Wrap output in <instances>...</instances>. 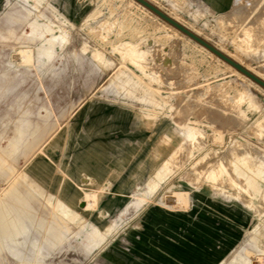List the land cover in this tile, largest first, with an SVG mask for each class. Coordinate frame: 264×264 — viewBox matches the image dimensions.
I'll list each match as a JSON object with an SVG mask.
<instances>
[{"label":"rangeland","instance_id":"obj_1","mask_svg":"<svg viewBox=\"0 0 264 264\" xmlns=\"http://www.w3.org/2000/svg\"><path fill=\"white\" fill-rule=\"evenodd\" d=\"M149 1L264 76V0H236L224 15L196 0ZM135 3L0 0V264H264V87ZM99 96L158 129L152 175L131 192L78 185L74 167L68 185L51 151L76 144L65 122ZM47 112L42 143L21 144L20 119L43 124ZM35 162L53 171L40 177ZM193 200L201 219L221 214L219 248L205 247L213 230L193 218Z\"/></svg>","mask_w":264,"mask_h":264},{"label":"crops","instance_id":"obj_2","mask_svg":"<svg viewBox=\"0 0 264 264\" xmlns=\"http://www.w3.org/2000/svg\"><path fill=\"white\" fill-rule=\"evenodd\" d=\"M196 1L202 3L213 13L224 15L233 8L236 0ZM0 23H2V19H0ZM25 37L31 38L27 35ZM39 116L43 118V124L38 121L33 122L28 116L20 119L16 130L21 132L17 136L24 140L21 144H41L45 139L43 131L52 128V115L47 112L39 114ZM71 124H74V130L77 133L76 144L68 149L58 147L51 150L59 155V164L67 169L62 178L68 185L72 182L71 178L73 176L70 174V169L73 167L76 176L83 182H78V185L85 187L91 179L95 185L106 187L97 190L98 193H108L110 188L112 190L119 188L131 192L138 184L146 181L152 175V172L148 173L145 169V159L148 155L153 154L151 147L154 140V145H157L158 129L155 130V133H152V128L142 123L136 112L131 108L110 103L99 96L87 100L75 109L64 125L68 134L71 133L73 128ZM42 151L43 148L39 150V152ZM56 169L57 172L63 171L60 166ZM30 170L41 177L53 171V166L35 162L30 166ZM76 191L81 197L85 196L84 188H76ZM17 193L21 194L22 192ZM19 198L20 196L16 200L17 202H20ZM203 208V203L194 202L193 200L190 202L188 210L192 211L191 215L194 219L202 221L213 230V233L206 236L208 241L204 243L205 247L213 250L215 245L216 248L220 247L221 237L224 235L223 228L220 226L221 214L211 213L214 219H210V221L201 219L199 213ZM147 209L148 207L141 213L139 221L143 220ZM11 210L13 211L12 206ZM22 210L26 212L24 208ZM26 213L28 218H31L30 213ZM13 215L18 225L29 227L14 211ZM183 221H186V219ZM207 242H209V245ZM231 251L232 248L227 251L226 255Z\"/></svg>","mask_w":264,"mask_h":264},{"label":"water","instance_id":"obj_3","mask_svg":"<svg viewBox=\"0 0 264 264\" xmlns=\"http://www.w3.org/2000/svg\"><path fill=\"white\" fill-rule=\"evenodd\" d=\"M137 1L142 5H144L145 7H147L148 9H150L155 14H157L159 17H161L162 19H164L165 21H167L168 23H170L171 25H173L174 27L185 33L186 35H188L189 37L200 43L201 45L205 46L207 49H209L214 54L222 58L224 61L234 66L241 73L245 74L246 76H248L249 78H251L252 80H254L255 82H257L258 84L264 87V80L261 77L250 71L248 68L244 67L241 63L229 57L223 51H221L220 49H218L217 47H215L214 45H212L202 37H200L191 29L187 28L185 25L177 21L175 18L164 12L157 5L153 4L149 0H137Z\"/></svg>","mask_w":264,"mask_h":264},{"label":"bare ground","instance_id":"obj_4","mask_svg":"<svg viewBox=\"0 0 264 264\" xmlns=\"http://www.w3.org/2000/svg\"><path fill=\"white\" fill-rule=\"evenodd\" d=\"M132 1H135L136 3H138L140 6H142V7H144V8H147V7H145L144 5H142L141 3H139L137 0H132ZM135 3V4H136ZM137 5V4H136ZM148 9V8H147ZM150 10V9H149ZM154 13V12H153ZM157 15V14H156ZM167 22V21H166ZM168 23V22H167ZM171 27H173V29H175V31H180L179 29H177L176 27H174L173 25H171L170 23H168ZM60 32V31H59ZM261 34L262 35H264V32L263 31H261ZM191 38V37H190ZM53 39H55V38H53ZM192 39V38H191ZM177 41V40H176ZM196 43L197 44H199L202 48H204V49H206L207 51H209L210 53H213L212 51H210L209 49H207L205 46H203V45H201L200 43H198L197 41H196ZM86 44V43H85ZM170 45V44H169ZM176 47V46H175ZM166 49V48H165ZM20 53L22 54V57L24 58V59H26V60H31V57H32V51H31V49H29V48H23V49H21L20 50ZM175 56V55H174ZM94 57V56H93ZM217 57H219V56H217ZM220 58V57H219ZM220 59H222V58H220ZM221 61H224L223 59L221 60ZM225 63H227L226 61H224ZM227 65H228V67L230 68V69H232V71H239V70H237L234 66H232L231 64H229V63H227ZM248 69H250L249 67H247ZM181 74V73H180ZM243 74V73H242ZM255 74L256 75H258L259 77H261V78H263L264 79V76H260L258 73H256L255 72ZM243 75H245V74H243ZM233 99V98H232ZM190 136H193V132H191L190 134H189ZM1 163L8 169V170H10V171H13V170H15V168H14V166L11 164V163H9V162H6L5 160H3V161H1ZM169 166V165H168ZM67 178V177H66ZM66 182V181H65ZM27 187V186H26ZM27 192L30 194L31 192H34V193H36V190L34 189V188H32V187H30V189L29 190H27ZM32 194V193H31ZM12 195H13V198L15 199V200H17L18 199V195L16 194V193H12ZM88 195H94V193L93 192H85V196L87 197ZM186 195V194H185ZM84 196V197H85ZM180 196H181V194H180ZM180 199H181V197H180ZM41 201V200H40ZM90 201V200H89ZM94 201V200H93ZM45 204V203H44ZM91 203L90 202H88V205H90ZM5 205L10 209V211L12 212V210H11V206H10V204L7 202V200L5 199ZM49 205V204H48ZM85 206V205H84ZM48 207V206H47ZM57 214V213H56ZM55 215V214H54ZM28 229H29V227H25L24 228V231L27 233L28 232ZM95 231H99L98 229H94ZM14 234V233H13ZM35 244H36V241H35ZM38 248L41 250V248L38 246ZM41 252V251H40ZM39 253V252H38ZM63 253V252H62ZM34 256V255H33Z\"/></svg>","mask_w":264,"mask_h":264}]
</instances>
